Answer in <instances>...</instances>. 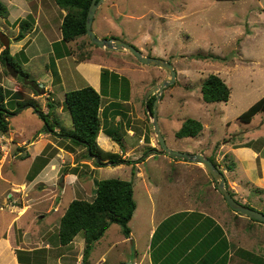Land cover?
<instances>
[{"label": "rangeland", "instance_id": "1", "mask_svg": "<svg viewBox=\"0 0 264 264\" xmlns=\"http://www.w3.org/2000/svg\"><path fill=\"white\" fill-rule=\"evenodd\" d=\"M110 3H115V7L109 6ZM103 16H113L111 29L105 20L99 21ZM92 28L98 36L112 32L113 38H120L136 49L141 47V51L138 50L144 56L162 59L175 70L174 83L163 90L157 105L158 125L169 149L212 157L221 171L231 165L229 157H219L216 150L223 142L244 140L250 126L241 122L238 116L264 95V0H107L98 8ZM81 41L88 47H93L89 45L87 36L81 38ZM81 44L76 42L71 45V51L76 54L77 59L86 58L92 53L91 51L88 54ZM93 53L98 61L112 64L109 66L112 67L110 70H103L105 74L100 88L101 104L112 103V107L128 109L127 104L132 101L137 104L139 102L138 109L132 110L127 126H111L119 144L115 143V149L108 151L122 154L125 150L134 148L129 157L137 159L142 158L143 153L150 147L160 151L151 120L145 111L144 99L146 93L154 86L152 84L156 77L165 74L164 71L140 64L129 53L109 54L98 48L94 49ZM197 55L208 58L199 59ZM15 62L21 65L17 59ZM35 67L38 68V65L35 64ZM210 74L220 77L230 88L228 101H202L200 87ZM18 81L23 85L21 78ZM4 90L7 92L5 88ZM6 107L16 109V104ZM21 112L25 113L11 120L12 126L20 123L22 130H38V118L32 114L36 115L37 112H34L32 107H24ZM18 114L19 112L15 116ZM67 117L69 120V113ZM188 118L203 125L201 133L194 138H176V131ZM257 121L258 124L263 121V124L253 131L258 139L260 138L257 144L260 146L264 143V112L251 124ZM50 124L53 125L52 122ZM42 127L44 130V122ZM128 130L135 132L137 138L143 136V144H138L137 139L130 138ZM49 139L52 144H46L42 155L45 161L54 157L59 149L68 151L67 146L58 141L55 135ZM13 142L16 143L14 140ZM14 143L8 155L0 157V232L12 218L7 209H14L11 203L15 200L14 207L20 208L24 205L27 209H23L25 213L22 215L14 213L21 217L12 228V235H22L23 232L33 235L32 246L36 248L45 243L54 247V239L58 242L57 231L61 215L74 198L87 201L93 199V182L106 179L132 182L136 208L129 223L130 235L137 237L140 243H144L145 235H149L154 221L160 218L157 213L158 204H175L182 199L184 203L187 202L186 184L194 185L191 191L192 200L200 193L208 198L206 177L200 172H191L181 166L177 169L171 168L163 159L155 158L148 162L145 159L134 167H97L86 157L85 151L82 152L83 157L99 170L94 174H91L93 169L89 174V170L82 172L78 176L80 184L76 189L69 191L67 187H62L64 174L71 171L66 160L61 159L64 157H60L59 172L53 182L44 187L43 184H37L30 189L23 186L22 189L25 187L26 192L21 196L13 191L21 186L6 184V179L24 181V173L28 168L26 162H17L26 152ZM38 147H29L31 155L36 154ZM80 156L82 155H78L76 160ZM35 165L39 168L41 163L37 161ZM249 186L244 201L235 197L231 191L230 193L239 204L264 214V194H258V190ZM62 188L64 192H60ZM223 205L227 212H233L225 202ZM241 220L245 222L230 221L229 235H237L240 238L239 244L233 240L230 242L232 249L240 248L245 251L246 255L239 256L244 264H264V224L256 222L255 226H250V219L244 217ZM52 235H55L53 239ZM82 237L81 233L78 234L77 240ZM122 239L119 226L110 224L102 239L93 245L89 258L92 262L103 258L105 264H119V261L126 260L132 242L125 241L120 244Z\"/></svg>", "mask_w": 264, "mask_h": 264}, {"label": "crops", "instance_id": "2", "mask_svg": "<svg viewBox=\"0 0 264 264\" xmlns=\"http://www.w3.org/2000/svg\"><path fill=\"white\" fill-rule=\"evenodd\" d=\"M106 1L103 0L100 5ZM0 3L8 12L6 17H0V32L5 34L9 40V55L13 57L14 61L17 59L21 63L19 65L15 62L21 70L23 68L22 71L27 73L30 79L34 80L38 86L32 90L26 83L21 85L17 78L13 79L10 76H6L4 73L6 66H3L0 60V85L7 90V92L5 91L6 106L13 103L16 104L17 101L31 99L35 105L33 111L37 112L36 115L34 113L32 114L38 118L36 122H38L39 126L38 130L26 131L20 128V123L16 124L14 122L15 127H13L11 120L25 113L21 112V110L17 116L13 115L9 118L7 133L16 142L14 145L24 148L26 152L23 156H26V158L21 160V157L17 162L20 164L26 162L28 168L24 173V181L15 182L6 179V184L25 186L29 189L37 184H43V187L49 185L59 172V158L64 157L61 159L66 160L71 172L64 174L65 179L62 187H67L69 191L76 189L80 184L78 176L82 172L89 170V174L91 169H93L91 174H94L99 168L93 167L90 163L91 160L86 161L82 154L85 151L83 147L73 145L63 135V131H69L72 127L70 117L69 121L67 109H65V104L63 103L64 94L70 90L81 89L86 85L91 86L95 91L100 93L102 70H110L112 67L109 68V66L112 64H105L98 61L93 56V50L98 47H88L87 44L81 41L83 37L70 43L62 41L60 25L65 12L53 0H0ZM109 6L115 7V3H110ZM95 14L92 24L95 20ZM113 16L115 17L114 14ZM113 16H103L99 21H106L111 29ZM22 20H29L31 28L24 38L16 41L15 37L19 32L18 23ZM94 33L99 39L113 38L112 32H106L102 36H98L95 31ZM76 42L82 43L81 45L85 47L86 52L89 53L92 51L90 56H86L82 61H79L76 54L71 51V45ZM98 49L109 54L128 53L126 51H106L100 48ZM138 49L141 51V47H138ZM3 50L5 48L0 43V54ZM34 63L38 65V68L35 67ZM165 76V74H162L156 77L152 85L162 81ZM17 87H21V91H17ZM6 97L8 102H6ZM108 104H101V130L97 137V143L102 149L112 151L116 145L108 136L107 132L111 131L112 125L116 128L122 124L127 126V123L130 121L129 118L132 115V110L138 109L139 102L137 104L132 101L127 104L129 105L128 109L122 107L113 108L108 106ZM6 109L10 112H15L17 105L16 109L8 107ZM39 112H42L46 116L45 118L48 121L51 120L50 122L55 126L53 132H48L50 135L43 130V121L39 117ZM262 113L256 114L247 123L250 127L244 136V140L238 142H223L216 150L219 157L223 155L229 157L231 166H233L231 171L223 170L228 191H231L235 197L243 201L247 198L249 185L261 191L258 194H264V143L257 146L260 138L258 139L256 133L253 132L260 124H263V121L259 122V124L258 121L251 124ZM127 133L130 138L137 139L138 144H143V136L137 138L135 132L132 130H128ZM54 135L65 147L67 146L68 151L65 152L59 149L54 157L49 158L40 167L34 179L28 182L26 180L28 172L36 158L43 155L46 144H52L49 138ZM40 143H44V145H40ZM37 145L39 147L36 149V154L31 155L29 147ZM134 150L132 148L125 150L122 154L121 152L118 154L122 155L123 158L136 160L137 158L129 157V154ZM78 155L82 156L76 160ZM153 158L163 159L171 168L177 169V167L181 166L191 172L202 173L206 177L205 188L208 191V198L203 193H200V195L194 197L192 200L191 191L194 187L192 183L190 185L186 184L187 202L184 203V199H182L175 204H158L157 213L160 218L156 222L154 221L155 224L150 228L149 235H145L144 243H140L139 239L134 235H130L129 238L123 237L121 240L120 244H124L125 241L132 242V247L130 252H127L128 257L126 260L119 261V264H223L224 261L225 264H244L243 261H240L239 256H244L245 251L243 249L240 250V248L233 250L230 245L232 240L239 244L240 238L237 235H229L230 221L245 222L241 220L244 217L235 212L230 214L226 211L223 205L225 201H222L223 197L215 188L208 172L201 165L168 158V156L160 154V151H156L145 159L148 162ZM74 168L79 169L77 173L72 171ZM92 184L95 186V182ZM63 188L60 192H64ZM16 208L14 207L12 210L7 209L8 214L12 215V218L8 221L4 230L0 232V264H81L84 249L83 237L77 240V235L66 246H60L56 242V239H54L53 248L48 243L36 248L32 246L33 235H27L25 232L22 235H15L14 233L12 235V228L21 217L14 213L16 212L22 215L25 213L23 209H27V206L23 205L20 208ZM22 210L23 212L20 213ZM248 224L255 226V223ZM199 225L205 226L208 228V232H212L215 235H191L190 233L194 232L195 228ZM218 227L221 228L222 235H219ZM155 230H157V235L152 240ZM54 236L52 235V239ZM89 261L91 264H105L103 258L97 262H92L89 258Z\"/></svg>", "mask_w": 264, "mask_h": 264}, {"label": "trees", "instance_id": "3", "mask_svg": "<svg viewBox=\"0 0 264 264\" xmlns=\"http://www.w3.org/2000/svg\"><path fill=\"white\" fill-rule=\"evenodd\" d=\"M53 1L61 10L65 12L60 25L62 41L65 43H70L81 37H86L85 21L92 0ZM7 14V9L0 3V17H6ZM18 25L19 32L15 37L16 41L24 38L31 28L29 20H22L18 23ZM89 45L95 47V45L90 44V42ZM201 56L202 55H197L199 59L208 58L207 56ZM84 58L85 57H79L78 60L82 61ZM0 60L3 66L10 65L18 71L17 80L21 78L23 83H26L32 90L38 87L35 81L30 79V76L23 72L20 67L15 64L13 57L9 55L8 49H5L1 52ZM4 73L6 76H9L6 68H4ZM104 74L105 73H103L102 70L101 81H103ZM200 94L204 103L226 102L230 97L231 90L220 77L210 74L203 80L200 87ZM154 100V95L148 99L147 104L150 109L152 108ZM64 104L69 113L72 125V128L69 131H63L64 137L68 138L73 145L82 146L85 149L86 157L97 167H104L107 165H132V167H134L135 164H139L149 155H152L156 152L155 149L150 147L143 153L142 158L130 160L124 159L122 155L118 153L104 150L98 145L97 137L101 130V95L91 86L86 85L81 89L67 91L64 94ZM16 105L17 109L15 112H10L6 109L5 90L0 86V132L5 133L8 131L9 118L19 112L22 108L29 106L35 109L34 102L31 99L17 101ZM108 106L112 107V103H109ZM260 112H264V96L252 104L242 114H240L238 119L241 122L247 124L256 114ZM39 117L44 122V131L53 132L55 126L50 124L42 112H39ZM202 129L203 125L199 121L188 118L176 131L175 137L178 139L194 138L199 136ZM107 133L113 142L119 144V139L116 137L112 129ZM88 154L97 156L99 163L89 157ZM160 154H162L161 150ZM42 157L43 156L36 158L33 166L28 172L26 176V180L28 182H31L34 179L40 167L46 162ZM24 158H26V156L22 157L21 160ZM208 159L216 165L215 160L212 157ZM37 161L41 163L39 168H37L35 165ZM232 169L233 166L227 165L224 170L231 171ZM72 171L77 173L76 168L72 169ZM210 178L216 188L213 178L211 176ZM226 188L228 189L227 185ZM258 192L261 191L258 190ZM229 194L233 197L230 191ZM133 195L134 191L131 181L121 179H106L95 182L94 196L91 201L75 198L69 202L67 208L61 215L57 231L59 245L66 246L70 244L73 239L81 233L84 239V249L81 264H91L89 261V254L92 250V247L96 242L102 239L110 224L118 225L122 236L124 238H129L131 233L129 223L132 220L136 208ZM250 221L252 223L257 222L252 219H250ZM207 229L208 228L205 226L199 225L195 228L194 232L190 234L215 235L212 232H208ZM217 230L219 235L223 234H221V228L218 227ZM155 235H157V230H155L153 233L152 240ZM223 264H225V261Z\"/></svg>", "mask_w": 264, "mask_h": 264}, {"label": "water", "instance_id": "4", "mask_svg": "<svg viewBox=\"0 0 264 264\" xmlns=\"http://www.w3.org/2000/svg\"><path fill=\"white\" fill-rule=\"evenodd\" d=\"M103 0H92L90 7L88 9L85 21V33L89 38L90 43L95 45L96 47L106 50V51H126L133 55L135 59L142 65L150 66L154 68L161 69L165 72V78L159 83L155 84L145 96L144 107L146 114L151 120V125L153 127L154 135L156 138V142L159 145V148L162 151V154L177 160H184L189 163L201 165L213 178L216 188L218 192L222 195L226 205L236 214L247 217L249 219L255 220L257 222L264 224V214L253 210L249 207L243 206L239 204L234 198L229 194L228 189L226 188L224 174L221 169L215 165L212 161H210L203 154H188L181 153L177 151H173L166 146L165 140L162 137L160 132V128L157 121V105L159 102V97L163 90L172 85L176 79V72L173 67L166 61L157 58H151L144 56L138 49L134 46L127 44L120 39L110 38V39H99L94 31L92 30V21L95 14L96 9L100 5ZM9 40L5 34L0 32V43L4 46L5 49H8ZM7 72L9 76L13 79H16L18 76V71L10 65H6ZM152 95L155 96V100L153 102L152 108L148 107V99ZM94 161L99 163V159L97 156H92L88 154ZM62 181V178L60 179ZM131 264V263H126Z\"/></svg>", "mask_w": 264, "mask_h": 264}, {"label": "built area", "instance_id": "5", "mask_svg": "<svg viewBox=\"0 0 264 264\" xmlns=\"http://www.w3.org/2000/svg\"><path fill=\"white\" fill-rule=\"evenodd\" d=\"M2 88L4 89V87H2ZM16 90L19 91L20 88L17 87ZM13 143H14L13 139L8 135L7 132H5V133L4 132H0V157L1 158L2 157H6L8 155L10 147L13 145ZM25 190H26L25 187L23 189H22V187H17L15 189H13V191L15 193H17L19 195L21 194V196L25 195V192H26ZM15 202H16L15 200L12 201V203H11L12 204L11 205L12 208H14L13 203H15ZM9 205H10V203H9ZM0 210H2V208H0Z\"/></svg>", "mask_w": 264, "mask_h": 264}, {"label": "clouds", "instance_id": "6", "mask_svg": "<svg viewBox=\"0 0 264 264\" xmlns=\"http://www.w3.org/2000/svg\"><path fill=\"white\" fill-rule=\"evenodd\" d=\"M223 172V171H222Z\"/></svg>", "mask_w": 264, "mask_h": 264}]
</instances>
